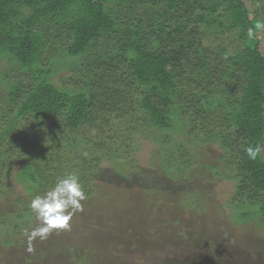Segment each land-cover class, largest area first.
I'll return each mask as SVG.
<instances>
[{
	"label": "trees",
	"instance_id": "1",
	"mask_svg": "<svg viewBox=\"0 0 264 264\" xmlns=\"http://www.w3.org/2000/svg\"><path fill=\"white\" fill-rule=\"evenodd\" d=\"M257 21L264 0H0V248L24 247L30 200L68 173L98 199L92 168L106 160L126 172L146 134L179 179L217 142L204 167L233 182L231 221L264 227V159L245 154L264 145V30L248 36ZM196 193L185 206H199ZM40 245L26 264L54 253L88 264L66 242Z\"/></svg>",
	"mask_w": 264,
	"mask_h": 264
},
{
	"label": "rangeland",
	"instance_id": "2",
	"mask_svg": "<svg viewBox=\"0 0 264 264\" xmlns=\"http://www.w3.org/2000/svg\"><path fill=\"white\" fill-rule=\"evenodd\" d=\"M70 73L67 66L58 76ZM145 136L128 156L135 161L125 167L126 172L106 160L92 168L89 179L100 189L98 199L94 196L82 202L83 210L72 217L69 230L43 241L33 240L31 245L28 241L16 252L0 248V264H26L24 255H34L27 251L29 245L33 248L34 244L37 253L36 246L47 241L82 249L78 253L88 264H264V227L255 219L234 224L230 213L240 206L231 201L233 182L204 167L216 162L217 142L203 144L196 156L199 165L192 167L188 178L179 179L163 171L157 145L150 134ZM65 140L59 141L71 147ZM190 142H184L182 148L188 150ZM261 155L264 159V147ZM10 165L12 171L20 163ZM193 189L201 199L197 208L187 207L183 201ZM8 204L0 197V209H8ZM52 256L33 264H78L63 253Z\"/></svg>",
	"mask_w": 264,
	"mask_h": 264
},
{
	"label": "clouds",
	"instance_id": "3",
	"mask_svg": "<svg viewBox=\"0 0 264 264\" xmlns=\"http://www.w3.org/2000/svg\"><path fill=\"white\" fill-rule=\"evenodd\" d=\"M264 30V21H257L254 27L248 29V36L252 38L257 31ZM260 144L245 148V154L251 160L261 156ZM79 176L68 173L58 179L42 195H35L29 202L28 208L34 214L36 226L28 233V240H46L48 236L56 231H67L70 229L72 217L83 210L82 201L87 199ZM27 251H33L31 246Z\"/></svg>",
	"mask_w": 264,
	"mask_h": 264
}]
</instances>
